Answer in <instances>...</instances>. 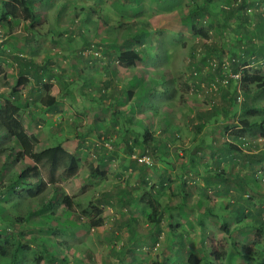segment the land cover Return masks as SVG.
<instances>
[{
    "label": "rangeland",
    "instance_id": "374dc122",
    "mask_svg": "<svg viewBox=\"0 0 264 264\" xmlns=\"http://www.w3.org/2000/svg\"><path fill=\"white\" fill-rule=\"evenodd\" d=\"M30 1L32 2L31 7H34L37 13L36 16L38 20L33 30L24 28V23L17 21V19L0 23V57L4 58V61L3 59L1 61L4 73L0 76L1 105L7 98L11 99L14 93L19 91L25 94L24 96L22 93L21 96L18 95L25 104V107L22 109L28 110L29 107H32V101L28 100L27 95V88L29 86L27 83L29 79L26 78V82L18 81L19 66L17 60L21 57H18L16 54L21 53L18 48L23 45L33 44L32 48L24 52L27 57L33 56V59L36 57L41 58V62H45V66L48 64L49 67L54 65L51 69L55 72L49 77L52 81L48 80V75H44L46 79L42 80V92L52 89L56 84V87H58L57 92L59 93L62 90V80H65V82H70L72 80V82L76 84L72 85L71 88L78 91L79 85L82 86L85 84L84 81L79 83L80 80L86 79V77H91L90 79L93 80L97 79L98 73H100L103 68L106 71V65H103L102 68L101 64H94V62L87 60H90V57L92 59L97 56L101 59L102 64L106 62L107 57L109 61L115 62L116 57L114 53L107 47L109 44L113 43V45L115 44L116 46L120 45L119 49L121 51L135 49L141 54L143 62H149L148 66L150 70L147 75L143 76V79H150V81L147 84L145 83V85H142V83L133 84V88L140 89L144 87L148 89L150 86L153 92L148 98L144 99L143 103H141L140 100L144 95L140 94L137 97V106H149L151 102V104H153L152 107L156 106L161 109L162 106H168L171 101H174L175 96L167 91L169 87L172 89L177 86L176 89L178 91L181 89V96L184 98L194 97V100L207 99V97H205L206 92L194 90L189 94L190 90L194 89L193 86L196 81V79L193 78L194 76H191V69L189 68V64L193 62V58L195 61L200 60L201 64L210 61L218 67L217 61H220L228 66L227 59L231 53L229 45L245 49L249 45L254 47L261 42L264 43V31L261 33V28L259 29L256 24L258 16H261L264 20V0H220V5L218 4L214 9L205 12V16H201L202 18L200 16H195L192 22L193 30H191L190 25L186 23L185 18L192 9H196L197 7L201 8V0ZM115 4L127 7L130 13L121 16L122 13H120L118 8H115ZM135 6H138L139 11L134 14L133 8ZM212 11L213 13H211ZM201 13H203L202 10L200 11V14ZM215 15H217V17ZM221 23L225 26L221 27ZM261 26L264 27V22H262ZM78 30L80 32L76 33ZM31 34H35L34 38L31 37ZM141 34H143V36L139 37ZM83 35L85 36L84 38ZM80 54L84 55V57L82 56L84 61L76 62V57L80 56ZM202 57H204L203 60ZM50 60L53 61L50 62ZM41 62L35 61L36 64ZM224 63H222V66ZM114 65L115 71L117 69H119V71L121 70L116 67V63ZM23 67L25 71H31V66L28 63L24 64ZM246 68L249 70H260L256 65L254 66L252 64L246 66ZM261 70L264 72V68ZM119 71L118 77L114 78L113 90L116 96H120V103L117 104L114 102L113 107H111L107 105L108 100H106V103H104L105 106L103 107L105 111L102 113L105 115V117H103V119L105 118V122L113 117L115 118L114 120H117V122L114 123L120 122L121 130L120 128L119 130L114 129L112 131L114 135L111 133L110 135L101 136L102 134L100 133L101 135L96 134L93 136V141L102 143L103 148L105 147L107 150L104 149L103 155L97 153L96 150L89 151V153H87L88 156L82 157L78 172L74 177L67 180H60L59 183L54 186L48 185L43 192L38 194L36 193L37 188L33 186L32 192L36 193L34 195H29L27 193L31 188L29 185L17 187L13 193L11 190H7L4 194L3 191L7 187V183L11 181V178L16 173H19L23 167L29 165L31 160L24 156H19L18 149L13 144L12 138L4 137V135L0 133V224H10L13 226V228L10 226L9 229L0 231L3 237L15 236V231L24 232L27 240L32 236L30 232L28 233V231H26L24 224L18 222L11 223L15 218H22V222L27 225L40 223V225H44L46 229L51 228L52 224L58 223L61 219H68L74 220L79 224L66 230L64 233H61L60 227L65 223L61 222L59 224L57 229L59 233L52 234V236L60 242V245L55 247L47 243V247H52L53 250L51 252L55 255L61 257L67 255L72 260L73 256L78 253H85L94 260L95 256L100 254L106 256L109 254L108 257L106 256L108 259L106 260L107 264L112 262L111 252L114 254H119L121 252L127 257L130 255H132V257L134 256L133 253H124V249L123 251L120 249L130 245L128 239L130 230L127 224H124V221L131 215L141 221V227H144L148 220L150 222L155 221L153 217L148 218V215L144 216L145 213L141 212L139 208L142 210L144 208V212L145 209L147 210L146 212L151 210L152 213H154L155 210L159 211V208L157 209L153 201L155 200L154 197L149 192V186L156 188L155 186L159 184L163 170L160 167L161 164L158 162V157L155 156L158 152L154 154L151 150H148L149 152H146V154L148 156L150 155L151 159L149 162L151 163L149 165L140 163L136 160L137 157L141 156L137 144H128V146L131 147L130 150L129 148H119L121 144L119 139L124 138L127 141L131 140L134 134L132 129L134 128L138 127L139 131H141L140 135H143L144 132L142 127L145 125L153 132L159 130L164 124L161 125L159 119L155 118L156 116L159 117V114L153 115L151 118L148 117L152 112V110L149 109H145L142 112H139V109L137 115L135 114L131 117L129 108L134 98L133 95H131L128 97L127 101L125 100V98H127L126 90L129 88V83L125 82L126 72L123 73ZM165 73L167 75L166 81L162 78V80L160 79V76L165 75ZM60 75L63 76V79H60ZM222 75L229 78L231 73L225 72L222 73ZM89 86L90 85H88L84 92L80 93L82 96L86 95L85 101L81 106V109L84 107L86 111H91L95 108V101L100 97V94L103 93L102 95H108L106 89L101 90V92L94 89V91L92 92L91 90L92 93L89 94ZM120 89H123V92H119ZM82 90H84V88L80 89V91ZM61 95L62 93H60V97H63ZM75 95L77 94H73L74 99ZM237 96L239 97L237 102H240L242 98L239 94H237ZM203 103H205V101ZM206 104L207 105L201 104L198 108L201 110L209 109L211 105L208 103ZM76 106L74 102H71L68 111L80 116V121L74 122L72 125L73 127H71L69 124V118H71L70 113H68L70 117L65 118L67 121L64 120L66 123L65 133L68 134V136H72V138L77 137L78 127H86L85 125L87 124L83 123V121L88 119L87 121L90 122L93 118L89 117V112L86 116L87 119L84 118V114L81 112H75L80 111ZM20 108L21 107H19V110ZM122 112L124 115L120 116ZM160 114L161 118L164 117V119L167 120L169 115L168 112H160ZM18 115L21 121H25L27 118L26 110L20 111ZM253 118H256V116L252 117V119ZM31 123L32 127L29 126V128L36 130L34 121H31ZM227 123L231 125V119L228 120ZM52 128L54 129L55 127ZM52 128L48 129L51 134L53 133ZM94 129L92 132L95 131ZM124 129L131 130L133 134H127L123 131ZM170 132H172V129H170L169 133ZM52 135H54V133ZM52 135L50 139H47V135L39 134L40 139L35 145V150L40 151L47 146V144L49 147L60 144L61 137L57 135L55 139H53ZM105 144L108 145L106 146ZM108 146L111 148H108ZM92 150H94V148ZM198 156L199 155H197V157ZM197 157H195V159H197ZM104 158L106 162L102 163ZM168 162L171 165H175L170 162V160ZM136 164H140L142 169L138 167L140 165L137 166ZM132 165H134L133 168H131ZM119 167L120 170L116 173V169ZM95 170H98L99 175L95 173ZM144 178H147V183L142 180ZM178 184L179 181L176 178L170 180L169 185L162 194L163 198L161 200L158 198L160 204L165 203V205L170 207L169 212L163 213L165 221L160 223L163 227H167L171 219L168 215H172L173 219L181 221V216L176 210H171L172 204L177 203V198L170 197V192H175ZM198 185L199 181L197 180L186 182V188L188 190L190 188L191 191H199ZM128 189H131V191H127ZM116 190H118L117 193L123 190L127 191L131 198L141 201L139 202L141 203L140 207L133 206L130 211L131 213H129L128 209L131 205L128 204V200L122 197L113 199L107 197V193L110 191L116 192ZM63 194L70 196L72 210L67 209L62 204L61 197ZM168 197H170V199ZM49 204L50 208H48L47 211L43 213H38V211H36L43 206L44 208L47 207L45 205ZM92 205L98 206L102 210L103 224L98 228H89L80 225L85 222L86 219L81 209ZM28 212H30V214ZM117 222H121V225L119 226ZM155 228L152 241H154L155 237L157 242H151L142 248L139 255H141L144 261L141 262V264L159 263L161 254L160 249L163 248L161 242L163 241L162 235L160 234L161 232L156 234L155 231H157V228ZM165 230L166 229H162V232ZM22 243L23 247L29 244L28 242ZM206 244L208 245L209 242L207 241ZM64 245L66 248H64ZM69 246L72 248H68ZM118 248L119 253L117 252ZM27 251V257H25L27 259H36L42 253L33 243L29 245ZM136 253L138 252H135V254ZM216 253L221 254L218 256L212 255L213 261L215 264H222V249L219 252L214 251L213 254ZM39 261L41 260L39 259ZM40 263L48 264L46 261ZM0 264H8V261H6L4 257H0ZM113 264H115V262ZM223 264L226 263L223 261Z\"/></svg>",
    "mask_w": 264,
    "mask_h": 264
},
{
    "label": "crops",
    "instance_id": "0c3cea01",
    "mask_svg": "<svg viewBox=\"0 0 264 264\" xmlns=\"http://www.w3.org/2000/svg\"><path fill=\"white\" fill-rule=\"evenodd\" d=\"M212 3H216L218 5L221 3V1L213 0ZM33 10L35 11L34 7ZM36 14L37 13L35 11V15ZM78 32L80 31L78 30L76 33ZM34 36L35 34H31L32 38H34ZM84 37L85 36L83 35V38ZM32 47L33 44L23 45L22 47L18 48L21 53L16 54L18 57H21L19 60H17L19 66L18 81L26 82V78L29 79V82L27 83V85H29L27 88V95L28 100L32 101V107H29L27 110L22 109L25 107V104L23 103L22 99L21 102L19 100V106L21 107L19 112L26 110L27 114L25 121L22 120L26 132L28 134L34 135L37 140L40 139L39 134L47 135V139H50L53 133V139L59 135L61 137L60 144L56 145L58 150L69 155L74 153L76 158L79 160V163L82 161L83 156H88L87 153H89V151L96 150L97 153H101L103 155L104 148L102 144L93 141L92 137L100 133L102 134H100L101 136L110 135L114 129L119 130L120 128L121 130L120 122L114 123L117 122V120H114V117L111 119L109 118L107 122H105V118L103 119L105 115L102 113L105 111L103 107L105 106L104 103H106V100H108L107 105L111 107H113L114 102L119 104L121 100L120 96H116L113 90L114 78L118 77L119 71V69L116 71L114 70V64L116 63V67L121 69L119 72H126L125 82L129 83V88L126 90L127 98H125V100L127 101L128 97L133 95L134 99L131 102V104H133L135 99L140 94H143L144 98H148V96L152 94L145 95L144 87H141L140 89L133 88V84L142 83V85H145V83L147 84L150 81V79H143V76L147 75L150 70V67L148 66L149 62L141 61L139 63H135L131 67H124L117 61H109L108 57L104 64H102L101 61H94V64H101L102 68L103 65H106V71L103 68L102 71L98 73L97 79L93 80L90 79L91 77H86V79L80 80L79 83L84 81L85 84L82 86L79 85L78 91L71 88L72 85L76 84L73 83L72 80L70 82H65V80H62V90L60 93H62L61 96L63 97H60V93L57 92L58 87H56V84L52 89L42 92V80L46 79L44 75H48V80L52 81L49 77L55 72L53 69H51L54 65L49 67L48 64L45 66V62H41V58L36 57L33 59V56L27 57L24 52ZM21 54H23L25 57ZM0 59H3L4 61V58L0 57ZM260 60L261 61L251 62L247 66H250L251 64L254 66L256 65L261 70L264 68V59ZM35 61L41 63L36 64ZM52 61L53 60H50V62ZM76 62H79L77 57ZM27 63L31 66V71H25L23 65ZM214 68L216 69L218 67H216V65L210 61H206L201 64L200 77L196 79L194 83L193 87L195 89L190 90L189 94L196 90V88L199 89L200 84L202 86L208 82L207 76ZM261 72L264 74L262 70ZM59 77L60 79H63V76L60 75ZM161 77L165 78L166 80V73L165 75H161L160 78ZM87 84L90 85V89L88 90L89 94L92 93L94 89H96L98 92L106 89V92H108V95H102V93L100 94V97L96 99L94 104L95 108L93 109L94 111H86L84 107L81 109L86 95L82 96L80 93L87 89ZM176 87L177 86L172 89L169 87L167 90L175 96L174 101H171L168 106H162L163 109H160L156 106L152 107L153 104L150 102L149 106L143 105L139 112H142L145 109L152 110L148 117L151 118L153 115L159 114V117L156 116L155 118L159 119V123L161 125L164 124L159 130L155 132L149 131L152 133L153 140L156 141V147L164 149L163 146L168 148L169 145L168 152H170V155L167 156L166 160L158 161L161 164L160 167L163 170V172L161 170L162 176L160 177V180L167 181V179L173 180L176 178L180 184V176H183L186 177L187 181H199V191H191L190 188L188 190L185 183L182 189L181 185L178 184L176 191L170 192V197L177 198V203L172 204L171 210H176V212L181 216V221H177L173 219L172 215H168V217L171 219L169 220L167 227H163L160 225V223L165 221V216H163V213L169 212L170 207L165 208V206H163L159 208L158 212L161 214L160 219L154 222H150L148 220L144 227H141V221H139L138 218H135L132 215L128 216V218L124 221V224H127L130 230V236L128 238L130 245L120 249L121 251L124 249V253H133L134 256L132 257V255H130L127 257L121 252L119 253L118 248L117 252L119 254H114L111 252L112 262L110 264H113L114 262L115 264H130V262L133 260L135 264H141L144 259L141 257V255H139L141 253L140 251L143 247L152 242L155 226L157 228V231H155L156 234L161 232L160 234L162 235L163 241L161 242L163 248L160 249L161 254L158 264H164V261L167 262L166 264H185L191 251H195L197 253V257L195 258L198 259V264H204V262L200 260V252L202 249L208 251L209 261L214 260L212 255L218 256L221 254H213L214 251L219 252L222 249L223 264V261L226 263L228 251L234 243L238 244L239 246L252 247L254 249L255 258L260 260V263L256 262L255 264H263L264 223L262 222L261 217L263 215L264 218V133H262V131L258 128L246 129L240 121L244 118L249 123L257 122L262 119L264 120V93L254 95L252 89V96L255 97L254 104L261 109V112L258 111L252 116L250 115L243 117L241 113L242 111L238 108L233 112L235 116L225 113H216L213 111L210 105L209 109L201 110L198 108V106L201 104L207 105V102L209 104L210 101L208 97L207 99L203 100H194V97L184 98L181 96V89L178 91ZM82 88H84V90L80 91ZM120 91L123 92V89H120L119 92ZM21 93L23 96L25 95L24 92L17 91L12 97H18V95L21 96ZM73 94H77L78 96L75 95L74 99ZM222 95L232 98L235 96L234 92L231 93V90L229 91L228 95L225 91L222 92ZM204 101L205 103H203ZM71 102H74L77 105L76 108H79L80 110L75 112H81L84 114V118L86 119L88 112L90 114L89 117H93L90 122L87 121L88 119L83 121V123L87 124L85 125L86 127H78L76 138H72V136H68V134L65 133L66 123L64 120L67 121L65 118L70 117L68 114L70 113L68 108H70ZM50 103L51 106L48 105ZM160 112L169 113L167 120H165L164 117L161 118ZM129 113L131 117H133L135 114L137 115V111L132 112L131 108H129ZM70 115L71 118H69V124L71 127H73L72 125L74 122L80 121V116L72 113H70ZM122 115H124L123 112L120 113V116ZM255 116L256 118L252 119V117ZM230 119L231 125L227 123ZM31 121H34L36 124V130L29 128V126L32 127ZM135 122L139 123L138 121ZM52 127L55 128L53 129ZM51 128L53 131L52 134L48 130ZM93 129L95 130L94 132H92ZM170 129H172V132L169 133ZM123 131H125L127 134L132 133L131 130L128 129H124ZM0 133L6 137L2 131ZM172 135H174V138L173 140H170L172 139ZM132 137L133 138H131V140L127 141L128 144L134 142L135 134H133ZM123 140L125 139H119L121 143L119 148L126 147L123 143ZM226 141L237 145L241 144L240 141H245L248 142L249 145L248 147L244 146L245 148L243 145H240L237 152L223 147V144ZM47 147H49L48 144L43 149ZM93 148L94 150H92ZM197 155H202V158L199 156L197 157ZM195 157H197V159H195ZM169 160L175 165H171L168 162ZM104 162H106L105 158L102 163ZM133 167L134 165L131 166V168ZM138 167L142 169L141 165ZM118 170H120V167L116 169V173H118ZM106 173L109 174L108 172ZM254 174L257 176V178L255 177V184L252 183L253 180L251 179V176ZM189 177L191 178L189 179ZM146 179L147 178H144L142 180L145 182ZM206 187L207 190L203 189ZM124 190L118 193V190H116V192L110 191L106 195L110 199L122 197L123 199L128 200V204L131 205L128 211L131 213L130 211L132 210V207H140L141 203L139 202L141 201L131 198V196L127 193V191H131V189H128L127 191ZM170 197L168 198L170 199ZM162 198L163 195L161 196V199ZM163 205H165V203ZM139 210L145 213L144 216L148 215V218H151L153 214L151 210L149 212H146V209L144 212V208L143 210L139 208ZM242 213L245 214L242 215ZM248 213L250 217L246 215ZM117 223L119 226L121 225V222ZM223 226L227 227L228 235H226L227 233L226 230L223 229ZM0 227H2L0 228V231H3L9 229L10 225L1 224ZM161 228L166 230L162 232ZM17 233L18 232L16 231L14 232L15 235ZM133 241L137 242L138 246L135 247L134 251H126L129 247H131V243ZM207 241L210 245L206 244ZM181 243H183V247L181 246ZM64 248H66L65 245ZM68 248L72 247L69 246ZM135 252L138 253L135 254ZM106 256L108 257L109 254ZM106 256H104V254H100L95 256L93 260L85 253H78L77 255L73 256V258L78 260L80 264H107L106 260L108 259ZM54 257H56L54 260L53 258L49 260L47 255L41 253V255H39L36 259L25 258V260L22 254H18L15 255V263L23 261L25 262L24 264H41L40 262L46 261L48 264H51L52 262H54V264H59V259L63 258L58 255H54ZM37 259H40L41 261L35 263L34 260ZM5 260L7 261L8 259L5 258ZM236 260L237 259H235V262H237Z\"/></svg>",
    "mask_w": 264,
    "mask_h": 264
},
{
    "label": "trees",
    "instance_id": "16d2710c",
    "mask_svg": "<svg viewBox=\"0 0 264 264\" xmlns=\"http://www.w3.org/2000/svg\"><path fill=\"white\" fill-rule=\"evenodd\" d=\"M201 1H202L201 8L197 7L196 9H192L185 18L186 23L190 25L191 30H193L192 22L194 21L195 16H200V17L205 16V12H209L210 10L214 9V7L217 5L216 3H212L213 0H201ZM31 3L32 2L30 0H0V23H2L3 21L10 22L12 20L17 19V21L19 22L21 21L24 23L23 26L24 28H27L28 30H33L38 20H37V16L35 15V11L31 7ZM115 6H116L115 8H118L120 13H122L121 16L130 13V10L125 6H122L120 4H115ZM201 10L203 13L200 14ZM138 11H139L138 6H135L133 8V13L135 14ZM211 13H213V11ZM215 16L217 17V15ZM262 20L263 18L261 16H258V18L256 19V24L258 28L259 29L261 28L262 30V31L260 30L261 33H263L264 31V27L261 26L262 22H264V20L263 21ZM220 26L222 27L225 25L221 23ZM142 36L143 34L139 35V37ZM129 37H133V36H129ZM107 47H109V49L114 53L116 57V61L119 64H122L124 67H131L135 63H139L142 61L141 54L135 49H130V50L127 49L121 51L119 49L120 45L116 46L115 44L113 45V43L109 44ZM229 50L231 53L227 59L228 66H226L224 62L217 61L218 68L216 69L214 68L212 72H210V74L207 76L208 82H206V84H203L202 86L200 84V88L199 89L196 88V91L206 92L205 96L209 98L210 101L209 104L211 105L213 111L216 113H225L228 115L231 114V116H235L233 112L238 108L239 110L242 111L241 113L243 117L250 115L252 116L254 115L255 112L258 111L261 112V109L258 106H255L254 104L255 97L252 96V89L254 95H259L261 93H264V74H262L261 70L259 69L249 70L248 68H246V66L250 62H257L260 59H264V43L261 42L258 45H255L254 47L252 45H249L245 49H240L237 46L232 47L231 45H229ZM82 56L84 57V55L81 54L80 56H77V60L79 62L84 61V58ZM89 59L90 60L87 61H92V62L101 61V59L98 58L97 56L93 57L92 59L90 57ZM203 59L204 57H202V60ZM1 61L2 59H0V76L3 75L4 73L3 67L1 65ZM192 61L193 62L189 64V68L191 69L190 71L191 76H194L193 77L194 79H198L201 74V62L200 60L195 61L194 58ZM222 63H224L223 66ZM225 72L227 73L230 72L231 75L238 74L240 77L239 82L238 80H234L233 78L230 77L227 78V76L224 77L222 73ZM161 78L164 81H166L165 78L163 77ZM224 79L226 80L225 84L222 83ZM230 90L231 93L234 92L235 94L233 98L227 97L226 95H222V92L224 91L228 95ZM151 93L153 92L150 86L148 89L145 88V95ZM237 94H239L240 97L242 98L240 102L239 101L237 102L236 99L238 97ZM144 99L145 98L143 97L140 100L141 103H143ZM19 100L21 102V99L19 97H12L11 99L7 98L2 105L0 104V132L2 131L7 138H12L13 144L18 149L19 152L18 155L28 158L29 160H31V163L23 167L19 173H16L11 178V181H9L10 183L9 182L7 183L6 185L7 187L4 189L3 193L5 194L7 190H11L13 193L17 187L29 185L31 188L30 190L27 191V193L29 195H34L36 193L38 194L43 192L48 185L54 186L57 185L60 180L63 179L67 180L74 177L79 169V160L76 158V155L74 153L70 155L62 153L61 151L58 150L56 146L47 147L40 151H36L35 145L38 143V140L34 135L28 134L26 132L23 123L18 115L19 107H20ZM137 102H138V98H136L133 104H131L130 108L132 112L138 111L143 107L141 105L137 106ZM48 105L51 106V103ZM240 122L243 124L244 128L246 129L258 128L262 131V133H264L263 119L257 122L249 123L244 118ZM132 130L133 133L135 134V138H134L135 140L133 143L139 145L137 147L139 149V154L141 156L146 154V152H149L148 150H151L154 154L155 152H158L159 154L156 153L157 155L155 154V156L158 157L159 160L160 159L166 160L167 156L170 155V152H168L169 145L168 148L166 146H163L164 149H160L156 147L155 145L156 141L153 140L152 133L149 132L150 130L146 126L142 127V130L144 132L143 135H140L141 131H139L138 127ZM171 137L172 139L170 140H173L174 135H172ZM123 141H124L123 143L126 146L124 148L125 149L129 148L130 150L131 147L128 146L127 140H123ZM240 142L241 144L237 145L226 141L223 144V147L238 152L240 145H243V147L244 146L248 147L249 145L248 142L245 141L244 142L240 141ZM104 149L107 150V148L105 147ZM201 156L202 155H199V157ZM95 173L99 175L98 170H95ZM255 177L257 178L256 174L251 176V179L253 180L252 183L254 184L256 183ZM180 178L181 180L179 185H181V189H182L183 185L186 183L187 180L186 177L183 176H180ZM190 178L191 177H189V179ZM169 182H170L169 179H167V181L160 180L159 184L155 186L156 188L149 186V192L152 194V196L155 199L152 200L155 202L157 209L163 206H165V208L168 207V205L160 204L158 202V198L159 200H161L160 197L163 194V192H165L167 186L169 185ZM145 183H147V181ZM33 186L37 188L36 193L32 192ZM203 189L207 190V187ZM61 202L67 209L72 210V201L70 196L63 194V196L61 197ZM45 206L47 207L44 208L43 206L37 209L36 211H38V213H43L47 211L48 208H50V204ZM157 211L158 210H155L151 216L155 218V221H158V219H160L161 216V214ZM81 212L82 214H84L86 219L85 222H83L80 225L87 226L89 228H96L102 225L103 223L102 210L98 206L92 205L89 207L82 208ZM28 213L30 214V212ZM243 214L245 213H242V215ZM246 215L250 217L249 213ZM22 220H23L22 218H15L14 221H12L11 223L18 222L24 224L26 231L32 234V236L28 240L25 238L26 234L22 231H19L15 236H5V237H3L2 234L0 233V257L7 258L8 264H24L25 262L23 261L19 263H15L16 262L15 255L22 254L25 259L28 253L27 248L31 243L37 246V249L40 250L42 254L47 255L49 260L52 258L54 260L56 258L54 257L55 254L51 252L53 248L47 247V243L51 244V246L57 247L60 245L59 244L60 242H58V240L54 238L52 234L58 233L57 229L61 222L65 223L63 226L60 227L61 233L79 224L74 220L61 219L59 220L58 223L52 224L51 228L46 229V227H44V225H40V223L27 225L26 223L22 222ZM261 220L264 223L263 215L261 217ZM10 226L13 228L12 225ZM223 229L226 230L227 233L226 235H228L227 227L223 226ZM155 241L157 242V239L154 238V241L152 242ZM22 242L25 243L28 242L29 244L23 247ZM137 246L138 243L133 241L131 243V247H129L126 251H134L135 247ZM181 246L182 247L184 246L183 243H181ZM200 254H201L200 260H202L204 264L215 263L213 261H209L208 251L202 249ZM195 257H197V253L195 251H191L185 264H198L199 261ZM235 259H237L236 260L237 262H235ZM259 261L260 260L255 258L254 249L252 247L239 246L238 244L235 243L232 244L226 257V264H255L256 262ZM38 262H39L38 259L35 260V263ZM166 263L167 262L164 261V264ZM51 264H54V262H52ZM59 264H80V263L78 260H75V258L71 260L70 257L66 255L63 256V258L59 259ZM130 264H135L134 260L131 261Z\"/></svg>",
    "mask_w": 264,
    "mask_h": 264
},
{
    "label": "built area",
    "instance_id": "2783aa9c",
    "mask_svg": "<svg viewBox=\"0 0 264 264\" xmlns=\"http://www.w3.org/2000/svg\"><path fill=\"white\" fill-rule=\"evenodd\" d=\"M230 78H233L234 80H238V82H239V79H240L238 74L231 75ZM222 83L225 84L226 80L224 79L222 81ZM237 100H239V97L237 98ZM105 145L107 146L108 144H105ZM108 148H111V147L108 146ZM150 159H151V157L146 155V154H144V155H142L140 157H137V161H139L140 163L148 164V165L151 163V162H149Z\"/></svg>",
    "mask_w": 264,
    "mask_h": 264
}]
</instances>
